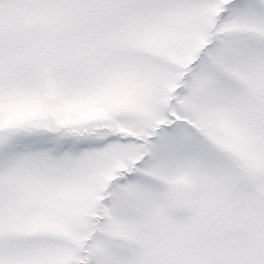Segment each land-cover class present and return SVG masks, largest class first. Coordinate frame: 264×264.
Wrapping results in <instances>:
<instances>
[{
    "label": "snow or ice",
    "instance_id": "6c2138e0",
    "mask_svg": "<svg viewBox=\"0 0 264 264\" xmlns=\"http://www.w3.org/2000/svg\"><path fill=\"white\" fill-rule=\"evenodd\" d=\"M0 264H264V0H0Z\"/></svg>",
    "mask_w": 264,
    "mask_h": 264
}]
</instances>
